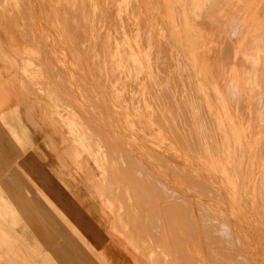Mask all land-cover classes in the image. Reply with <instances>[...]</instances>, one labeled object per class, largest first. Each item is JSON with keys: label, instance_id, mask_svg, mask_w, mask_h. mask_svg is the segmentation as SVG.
Instances as JSON below:
<instances>
[{"label": "rangeland", "instance_id": "rangeland-1", "mask_svg": "<svg viewBox=\"0 0 264 264\" xmlns=\"http://www.w3.org/2000/svg\"><path fill=\"white\" fill-rule=\"evenodd\" d=\"M54 1L0 0V23L13 32L16 45L25 47H13V54L0 48V66L10 69L15 113L22 114L28 126L44 127L58 154L65 150V133L78 162H89L108 219V228L102 227L97 215L91 217L80 207L86 218L91 217L94 237L112 243V235L123 239L147 264H264V228L247 229V222L264 227V198L251 193L264 192L262 141L253 152L245 146V135L230 134L234 120L230 114H217L228 112L229 102L204 100L206 92L197 88V77L182 62L180 44L139 0H126V7L122 0H66L63 11L84 14L79 5L89 3L91 12L84 17L87 21L56 27ZM188 1L195 16L223 12L211 22L215 29L208 28L216 51L224 37H231L229 16L236 8L231 11L228 0L222 5L219 0ZM257 9V16L248 20L234 16V43L249 41L244 57L254 70L264 64V27H255L260 17L264 22V6ZM0 37L13 45L1 28ZM136 41L141 52L138 65L129 55ZM71 49H77L76 54L66 57L64 51ZM216 60L219 67L224 64L219 55ZM249 84L246 87L255 95L252 102L232 103L240 120L249 121L256 134L264 126V114L256 115L262 109V90L258 80ZM151 107L157 114L150 113ZM42 114L62 133L55 135ZM62 171L68 185L74 180L86 188L81 176L79 182L73 179V169L62 166ZM89 240L95 249L102 248ZM110 248L128 253L124 245ZM76 249L82 252L80 245Z\"/></svg>", "mask_w": 264, "mask_h": 264}, {"label": "crops", "instance_id": "crops-1", "mask_svg": "<svg viewBox=\"0 0 264 264\" xmlns=\"http://www.w3.org/2000/svg\"><path fill=\"white\" fill-rule=\"evenodd\" d=\"M65 1H54L53 22L55 27L58 23L72 25L84 22L86 20L84 17L91 12L90 4H80L79 9L84 11V14L82 12L78 14L72 9L63 11L61 7ZM187 1L139 0V3L150 15L153 10L157 20L164 24L172 33L174 40L180 44L182 62L189 64L197 77V88H203L206 92L207 98L204 100L214 103L229 102L228 112L222 111L217 114H230V118L235 121L230 128V134L245 135V146L253 152L256 149V143L261 140V156L264 158V139L261 138L264 136V126H259L258 133L252 132L250 122L246 120L247 123H243L240 120L242 115L236 113L237 106L232 103L234 99L252 102V96L255 95L250 88L246 87V84L251 83L249 85L252 87L258 80L262 90V96L259 99L260 109L261 107L262 109L256 115L264 114V64L254 70L249 64V59L244 57L247 53L244 48L249 41L245 40L240 45L234 43V28L238 27L236 18L239 15L241 20L254 18L258 14L257 8L264 6V0H228L232 6L229 9L232 11L236 8V14L233 12V15L229 16L231 37H224L221 45L216 46L217 52L214 49L216 41L211 38L213 32L208 31V28L215 29L211 22L222 17L223 12L217 14V11L212 15L207 13L202 17L195 16L187 8ZM218 2L222 5L223 0ZM126 3V0L121 2L124 7ZM101 6L104 8L105 5L101 4ZM102 13L106 14L104 10ZM261 16L263 17V14ZM260 19L255 27L262 29L264 22L261 17ZM0 28L10 35L13 42V45L8 46L0 37V48L4 53L8 49L13 54V47L15 50L25 49L24 46L14 43L10 34L13 33L12 31L5 28L2 23H0ZM194 32H197V35ZM72 37L71 32L70 38ZM90 39L91 43L95 40L93 36ZM226 42H229L228 45ZM129 44L124 42V46H129ZM116 46L119 44L116 43ZM134 46L136 50L134 52L130 50L129 55L133 56L134 63L138 65L137 56L138 54L141 56V52L137 41ZM88 50L92 52L91 49ZM76 51L77 49H71L70 52L64 51V55L67 57V55L76 54ZM60 53L63 54L62 49ZM217 55L224 61L221 68L216 60ZM139 58L142 60L141 57ZM31 59L36 58L32 56ZM5 72L8 76L4 75ZM9 78L10 69L0 66V264H85L84 260L86 264H126L127 260L130 264H147L140 255L128 248L123 239L111 234L116 241L112 243L109 238L101 241L103 236V238L99 235H96L97 238L94 237L92 230L95 229L90 221L92 214L98 216L102 227L105 228H108V219L100 197L97 195L98 192L94 186L96 180L89 167V162H78L76 152H73L67 135L62 133L61 128L56 127V124L46 114L41 115L43 121L54 129L55 135L57 132L62 133L65 143V150L62 154L54 151L57 145L55 141L50 142L52 136L47 134L44 127L28 126L22 114L15 113L16 110L11 103L14 102L12 95L15 97L16 91L10 87ZM215 85L217 86L211 88ZM167 95L170 98L169 93ZM150 113L157 114V111L154 112L151 107ZM27 115L29 119L33 118V114ZM57 122L61 125V119H57ZM70 127L73 128V124H70ZM72 132L74 133L75 130ZM78 136L80 137L79 134ZM53 137L56 140L55 136ZM80 142L84 143L83 140ZM62 166L73 169L71 176L77 182L80 181L78 176H81L86 188H79L74 180H69L68 185L65 182L66 179H62ZM251 193L256 194L257 198H264V192L261 195L258 192ZM94 199L98 201L99 206L95 204ZM81 206L85 208L90 218H86L80 212ZM257 228L263 229L264 227L247 222V229ZM88 237L93 242L95 241L96 245L100 244L102 248L95 249L88 242L89 239H86ZM76 245H80L82 252L78 250L77 253ZM111 245H124L128 253H116L115 249L110 248Z\"/></svg>", "mask_w": 264, "mask_h": 264}, {"label": "bare ground", "instance_id": "bare-ground-1", "mask_svg": "<svg viewBox=\"0 0 264 264\" xmlns=\"http://www.w3.org/2000/svg\"><path fill=\"white\" fill-rule=\"evenodd\" d=\"M35 2H36V0H35ZM73 3V2H72ZM79 3H80V1H79ZM24 5H25V3H24ZM62 5H63V3H62ZM66 5V4H65ZM69 5V4H68ZM85 9V8H84ZM12 10V9H11ZM77 11V10H76ZM78 12V11H77ZM86 12V11H85ZM88 12V11H87ZM67 14V13H66ZM80 14V13H79ZM87 14V13H86ZM75 15V14H74ZM61 17V16H60ZM76 17V16H75ZM81 18V17H80ZM72 21V20H71ZM82 21V20H81ZM86 21V20H85ZM72 23V22H71ZM86 24H88V23H86ZM73 26V25H72ZM68 27H69V25H68ZM85 27V26H84ZM88 27V26H87ZM72 30V29H71ZM87 31V30H86ZM80 36V35H79ZM81 38V37H80ZM100 38H98V40H99ZM72 44V43H71ZM100 47V46H99ZM100 51V50H99ZM225 51V50H224ZM108 52V51H107ZM224 53V52H223ZM101 54H99V56H100ZM229 55V54H228ZM91 61V60H90ZM168 73V72H167ZM166 96H168V95H166ZM95 119V118H94ZM172 132V131H171ZM120 147V146H119ZM116 152H117V150H116ZM117 163V162H116ZM115 164V163H114ZM135 166V165H134ZM123 174V173H122ZM126 175V174H125ZM124 178V177H123ZM119 181V180H118ZM139 185V184H138ZM151 185V184H150ZM143 188V187H142ZM161 188V187H160ZM166 191H168V190H166ZM164 192V191H163ZM138 193V192H137ZM154 193V192H153ZM115 194V193H114ZM119 195V194H118ZM176 195V194H175ZM173 196V195H172ZM175 197V196H174ZM126 198V197H125ZM132 198V197H131ZM169 198V197H168ZM173 198V197H172ZM133 199V198H132ZM156 199V198H155ZM181 199V198H180ZM138 201V200H137ZM152 201V200H151ZM154 201V200H153ZM170 201V200H169ZM136 202V201H135ZM171 202V201H170ZM184 203H186V202H184ZM124 204V203H123ZM162 204V203H161ZM128 205V204H127ZM139 205V204H138ZM144 205V204H143ZM158 205V204H157ZM164 205V204H163ZM190 205V204H189ZM163 207V206H162ZM182 207V206H181ZM190 207H191V205H190ZM145 208V207H144ZM159 209V208H158ZM188 209V208H187ZM161 210V209H160ZM159 210V211H160ZM193 210V209H192ZM135 211H136V209H135ZM205 211V210H204ZM199 213V212H198ZM138 214V213H137ZM161 215H162V213H161ZM193 215V214H192ZM203 215V214H202ZM137 218V217H136ZM155 218V217H154ZM158 218V217H157ZM206 218V217H205ZM167 219V218H166ZM154 220V219H153ZM162 220V219H161ZM203 220V219H202ZM202 222V221H201ZM126 223V222H125ZM161 223V222H160ZM210 223V222H209ZM138 224V223H137ZM146 224V223H145ZM126 225V224H125ZM130 225V224H129ZM214 225V224H213ZM212 225V226H213ZM163 226V225H162ZM208 226V225H207ZM188 227V226H187ZM214 227V226H213ZM134 228V227H133ZM132 229V228H131ZM149 229V228H148ZM154 231V230H153ZM124 233V232H123ZM167 234V233H166ZM213 234V233H212ZM139 235V234H138ZM136 236V235H135ZM148 236V235H147ZM205 236V235H204ZM163 238V237H162ZM208 239V238H207ZM214 240V239H213ZM218 240V239H217ZM145 242V241H144ZM190 242V241H189ZM211 242V241H210ZM230 242V241H229ZM221 243V242H220ZM226 244V243H225ZM228 244H230V243H228ZM191 245V244H190ZM156 246V245H155ZM166 249V248H165ZM178 260H180V259H178ZM172 261V260H171ZM229 262V261H228Z\"/></svg>", "mask_w": 264, "mask_h": 264}]
</instances>
